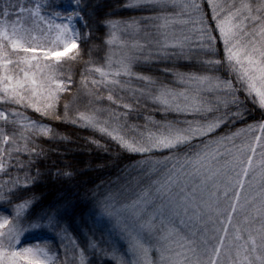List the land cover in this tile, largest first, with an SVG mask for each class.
I'll use <instances>...</instances> for the list:
<instances>
[{"label": "snow or ice", "instance_id": "snow-or-ice-1", "mask_svg": "<svg viewBox=\"0 0 264 264\" xmlns=\"http://www.w3.org/2000/svg\"><path fill=\"white\" fill-rule=\"evenodd\" d=\"M112 11L131 15L95 21L106 50L85 59L92 25L78 0H0V264H264V119L244 124L264 116V0H116ZM45 120L121 153L87 201V234L70 202L34 212L26 196L37 141L64 139ZM29 229L58 230L64 258L22 247Z\"/></svg>", "mask_w": 264, "mask_h": 264}, {"label": "trees", "instance_id": "trees-1", "mask_svg": "<svg viewBox=\"0 0 264 264\" xmlns=\"http://www.w3.org/2000/svg\"><path fill=\"white\" fill-rule=\"evenodd\" d=\"M13 2L15 3L16 0H13ZM56 2L58 1L56 0ZM78 2L84 8V20L92 25V38H85L83 43V48L86 53L84 58H88L87 53L90 48H92V55L94 57L103 56L106 49L97 52L94 46L101 44L104 33L108 29L97 27L95 21L105 18L120 19L131 15V13L112 11L116 7V0H78ZM109 11H112V16L105 17L104 14ZM208 13L210 15V10H208ZM77 25L81 27L84 33H88V28L83 27L80 21H77ZM79 68L80 66H76L75 68L77 79H79ZM8 107H11V105ZM26 115L31 116L33 119H39V114L34 113L31 109L26 110ZM261 119H264V116L259 111H254L251 119H246L244 124L253 123ZM44 122L51 123L58 136L62 135L64 139L57 138L51 140L42 137L37 141V144L45 150V153L39 157L41 162L33 166L32 175H35L37 170L40 171L41 175L37 183L28 189L26 196H31L32 194L36 196L37 202L35 203V208L32 209L34 212L43 210L53 202H59L61 204L70 202L68 214L74 219L79 228V231L75 234L78 236L80 233L87 234L91 224L90 220L84 223L88 219L87 208L90 206L87 201L98 183L115 176L117 168L112 167V165L116 162V157L120 156L121 153L115 144L109 146V142L106 139H101L99 134H94L92 129H85L72 124H62L54 121L45 120ZM2 126L3 124L0 122V127ZM242 126L241 124H237L236 128ZM11 130L9 128V131ZM232 130L235 131V128ZM16 131L19 132L20 129L17 128ZM89 137L101 140V144L104 147H97L95 144H90L88 141ZM123 155L126 157L128 154L124 153ZM23 158L27 159L26 156ZM133 158L138 159L139 157ZM128 162L127 159H122L119 163L126 164ZM57 171L61 173L60 176H57ZM67 171H71L70 176L63 175ZM13 174H15L14 170ZM38 233L46 235V240L30 239V241H40L39 243L41 244H47L54 252L59 248L60 257L63 259L64 249L58 230L29 229L24 234L30 236ZM24 243L27 242L23 241L21 243L22 247ZM95 264H100L99 255L96 257Z\"/></svg>", "mask_w": 264, "mask_h": 264}, {"label": "rangeland", "instance_id": "rangeland-1", "mask_svg": "<svg viewBox=\"0 0 264 264\" xmlns=\"http://www.w3.org/2000/svg\"><path fill=\"white\" fill-rule=\"evenodd\" d=\"M57 1H58L57 3H59V2L61 3L62 2L65 5L68 4V2H69V0H57ZM12 18H14V16ZM75 23H77V21ZM30 239L46 240V235H44L42 233H38V234H35V235H30V236L27 235V234H23L22 237H21V241L22 242L23 241L27 242V243H24V246H27L28 244H34V243H39L40 242V241L39 242L38 241L37 242H35V241L31 242Z\"/></svg>", "mask_w": 264, "mask_h": 264}]
</instances>
